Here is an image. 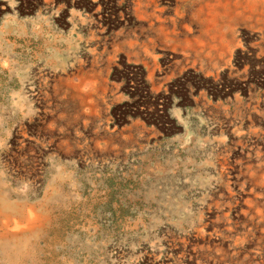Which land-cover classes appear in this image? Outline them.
<instances>
[{
  "label": "rangeland",
  "instance_id": "374dc122",
  "mask_svg": "<svg viewBox=\"0 0 264 264\" xmlns=\"http://www.w3.org/2000/svg\"><path fill=\"white\" fill-rule=\"evenodd\" d=\"M0 264H264V0H0Z\"/></svg>",
  "mask_w": 264,
  "mask_h": 264
}]
</instances>
